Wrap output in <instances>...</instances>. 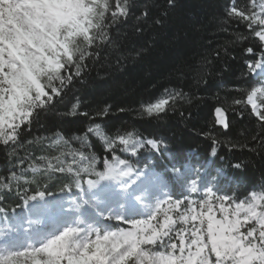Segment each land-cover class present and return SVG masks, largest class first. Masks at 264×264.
I'll list each match as a JSON object with an SVG mask.
<instances>
[{"label":"trees","instance_id":"16d2710c","mask_svg":"<svg viewBox=\"0 0 264 264\" xmlns=\"http://www.w3.org/2000/svg\"><path fill=\"white\" fill-rule=\"evenodd\" d=\"M131 2L126 21L112 27L110 42L93 49L98 56L88 60L83 79L42 112L15 147L0 146V231L11 230V245L73 218L99 221L107 205L116 209L119 188L141 174L156 176L173 201L187 198L189 174L198 180L199 191L210 188L235 202L264 191V128L246 106L247 94L260 85V70L248 65L261 58L264 48L244 24L228 19L232 0H175L173 7L167 0ZM235 3L247 10L250 0ZM145 9L147 19L137 20ZM167 93L183 97L159 117L142 112V106ZM74 105L77 113L70 115ZM217 107L227 110V128L217 123ZM129 135L145 145L156 140L159 150L137 147L133 155L131 146L120 144V137ZM119 159L136 174L132 181L99 189L87 184L97 181L96 172L104 173L105 162ZM135 186L121 198L126 219L141 215L130 200L141 182ZM36 214L46 221L45 229L33 222Z\"/></svg>","mask_w":264,"mask_h":264},{"label":"snow or ice","instance_id":"6c2138e0","mask_svg":"<svg viewBox=\"0 0 264 264\" xmlns=\"http://www.w3.org/2000/svg\"><path fill=\"white\" fill-rule=\"evenodd\" d=\"M167 3L173 7L175 0ZM131 9V0H0V146L15 147L40 114L62 99L74 82L83 79L88 60L98 56L93 49L110 42L112 27L126 21ZM148 15L145 9L137 20H146ZM227 17L244 24L264 48V0H250L247 10L238 8L232 0ZM155 23L162 21L157 19ZM246 51L251 54L254 50L249 47ZM248 68L264 72V54ZM182 97L183 93H167L142 106V112L149 118L159 117ZM235 103L244 104L240 100ZM246 106L264 128V84L251 89ZM225 111L215 109L217 123L227 128ZM76 113L74 105L69 114ZM120 144L131 146L133 155L137 147L159 150L156 140L149 139L145 145L130 135L121 136ZM261 144L264 146V139ZM118 164L127 166L124 159ZM234 166L240 168L242 164ZM105 169L95 174L100 179H115L131 171L107 162ZM87 183L94 187L98 181ZM76 186L79 188V183ZM197 191V183L193 182L190 192ZM43 195L39 193L40 198ZM205 195L199 210L193 201H168L162 223L137 221L131 230L107 234L69 227L41 246L10 247L11 230L0 231V264H264V191L253 192L250 199L236 202L231 210L225 204L230 200L228 196H216L220 219L212 214L215 193L209 189ZM37 198L32 196L30 200ZM182 204L185 207L181 210ZM159 211L160 204L150 214L151 220L157 219ZM171 212H175V219L169 215ZM189 224L191 228L186 227ZM209 244L210 252L206 251Z\"/></svg>","mask_w":264,"mask_h":264},{"label":"rangeland","instance_id":"374dc122","mask_svg":"<svg viewBox=\"0 0 264 264\" xmlns=\"http://www.w3.org/2000/svg\"><path fill=\"white\" fill-rule=\"evenodd\" d=\"M259 81H260V85L264 84V72L260 71ZM109 165H113V166H116L118 168H122L123 171H128V169H125V166L119 165L116 160L115 161L112 160V162H110ZM135 175L136 174H132L130 172V174L128 176L121 175L115 179L111 178V177L105 178V179H100L98 177L97 178L98 183H96L95 186L91 187V188L99 189L102 187L103 184L109 183V182L122 185V183H126V181H132L134 179ZM190 175L192 177H194V175L189 174V176L186 178L185 191L188 193V196L183 201L195 202L193 204V206L197 207V209L199 210V202H201L207 198L205 194H206L207 190H209L210 188L205 189L204 191L198 190L195 193L190 192V187H191L193 182H196L198 185V180L195 178L193 179ZM157 181L158 180H157L156 176H154V175L145 174L142 176V174H141L138 176V180H135V182L132 183L133 185L127 184L126 188H122V187L119 188L120 193H119L118 197L116 198V201L118 200L117 206H115L116 209L114 208L113 210L110 211V208H112V206L114 204L113 205L112 204L107 205L106 206V212L99 213L97 215L98 219H100L97 222H92L91 220H88V219H85L82 217L73 218L71 220V222L66 226L61 225L62 227L60 228L59 227L60 224H58V225H56L57 228L52 227L50 229L51 231H48L45 234H39L33 239H30L27 236V237H25V239L20 240L17 245H15V244L11 245L10 244L9 246L15 247V248L41 246L42 244L48 242L50 239L54 238L56 235L60 234L63 230H65L66 228H69V227L78 228L79 230H81V232H88L89 230L95 229L100 234H107V233L115 232L118 230H131L133 228V223H135L137 221H150L153 224H156L158 222L162 223L163 219H164V212L167 211V209H168V201H172V202H175V201H173L170 197L165 195L164 190L159 187L160 185H159V182H157ZM140 182H141V187L139 188V190L136 191V195L133 196L134 198H131L130 200L134 201V204H137L139 206L141 215H138V217L133 218V219H126L124 217V215L122 214L124 211V209H123L124 206L122 203H120L121 198L124 197L126 199L127 195L129 196V193L132 192V189H135V187H137L135 185L140 183ZM152 187H155L156 192L150 191V189ZM212 199L214 202V208H213L212 214L216 217V219H220L221 213H220V208H219V201L216 200V195H214L212 197ZM105 203H107L106 200H105ZM158 204H160V211L157 215V219L151 220L150 214L153 213L155 207H157ZM225 204L230 205L229 210H231V208L235 207L236 202L229 200V201H225ZM183 207H185V205L182 204L181 210L183 209ZM62 211H58L59 214H56V218L58 220L61 219V216L63 215V213H65L64 211L63 212ZM169 215H171L173 217V219H175V216H176L175 212H171V213H169ZM33 217H34L33 222L36 225H38L41 229H45L47 223L43 219V217L40 214H36ZM103 222L121 223L123 226H122V228L111 230L110 228H106L103 225ZM196 223H197V225L199 224L198 221ZM176 227H180V225L177 224ZM186 227L191 228V224L187 225ZM206 227H207V220H205V224H204L205 229H206ZM248 227H251V225H249ZM189 236H190V233H189ZM204 241H205V243L208 242L207 235L204 236ZM143 247L151 248L153 246L144 245ZM2 249H3V246L0 247V250H2ZM159 250L164 251V249H159ZM194 250L195 249H193V251ZM206 251L210 252V244H209L208 249H206ZM210 259L213 262L215 261L214 254L210 255ZM129 264H132V262L130 261Z\"/></svg>","mask_w":264,"mask_h":264}]
</instances>
